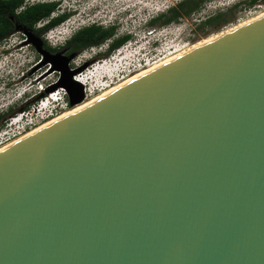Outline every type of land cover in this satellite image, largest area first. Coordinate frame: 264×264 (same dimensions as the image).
I'll use <instances>...</instances> for the list:
<instances>
[{
    "label": "water",
    "instance_id": "water-1",
    "mask_svg": "<svg viewBox=\"0 0 264 264\" xmlns=\"http://www.w3.org/2000/svg\"><path fill=\"white\" fill-rule=\"evenodd\" d=\"M0 264H264V13L0 149Z\"/></svg>",
    "mask_w": 264,
    "mask_h": 264
},
{
    "label": "rangeland",
    "instance_id": "rangeland-1",
    "mask_svg": "<svg viewBox=\"0 0 264 264\" xmlns=\"http://www.w3.org/2000/svg\"><path fill=\"white\" fill-rule=\"evenodd\" d=\"M28 1H54L58 4L59 12L70 14L64 22L45 33L43 38L51 47L62 45L79 27L91 23L104 26L115 24L118 35L123 33L133 35L130 41L108 56H103L106 43L76 52L69 65L75 69L86 64L79 73L84 80L90 77L86 80L89 87L93 82L90 74L97 73L101 62L107 69L117 68L118 74H115L116 78L112 83L116 84L152 64V61L157 62L160 56L164 59L264 12V3L246 7L245 0H210L200 10L180 19L177 23L150 26L148 21L152 17L180 0ZM234 4L238 6L231 8ZM219 11L227 12L231 20L218 27H200L199 23L202 20ZM27 39L24 30L18 28L0 44V112L9 111L8 117L19 113L27 106L31 108L34 103L56 90L52 89V86L60 78L59 71L51 70L50 62H44L45 57L42 53L30 45L22 44ZM147 59L149 64L143 65ZM135 61H141L143 66L139 64L130 70L127 69V65ZM98 93L100 92L93 95Z\"/></svg>",
    "mask_w": 264,
    "mask_h": 264
},
{
    "label": "trees",
    "instance_id": "trees-1",
    "mask_svg": "<svg viewBox=\"0 0 264 264\" xmlns=\"http://www.w3.org/2000/svg\"><path fill=\"white\" fill-rule=\"evenodd\" d=\"M208 1L210 0H180L168 7L167 10L152 17L148 21V25L166 26L177 23L180 19L188 17L200 10ZM244 3L246 7H252L257 3H264V0H245ZM236 6L238 4H234L231 8ZM69 15L66 12H59L58 4L54 1L29 2L28 0H0V44L12 33L17 31L16 26H19L21 30L31 31L43 39V35L47 31L60 25ZM230 20L231 18L227 12L219 11L202 20L199 25L200 27H218ZM132 38L133 35L131 33L118 35L115 24L104 26L98 23H91L79 27L67 39V42L73 49H77L78 52L106 43L107 47L103 56H108ZM48 48L52 51L55 50V47L49 45ZM29 107L27 106L25 109ZM8 115L9 111L0 112V127Z\"/></svg>",
    "mask_w": 264,
    "mask_h": 264
},
{
    "label": "built area",
    "instance_id": "built-area-1",
    "mask_svg": "<svg viewBox=\"0 0 264 264\" xmlns=\"http://www.w3.org/2000/svg\"><path fill=\"white\" fill-rule=\"evenodd\" d=\"M160 57L158 58L160 60H158L157 62L152 61L153 63L150 65H148L149 59H147L143 62V65L147 64L148 66L142 69H146L158 63L163 59ZM98 64H100V62H98ZM101 64L99 69H97V73L90 74L93 79L92 86L89 87L87 83L83 84L84 99L88 98L89 96H92L96 92H102L103 90L108 89L110 86L115 85L112 83L113 81H115V74H118V72L116 71L117 68L107 69ZM139 64L142 65V62L135 61L133 63H129V65H127V69L130 70L131 68ZM73 77L76 80L77 78H83L82 74L79 72L76 73ZM88 78L90 77H87V79L85 78V81L88 80ZM71 107L72 106L69 103L66 90L62 87L56 88V90L52 91L46 97L34 103L31 108L24 109L19 113L12 115L4 120L2 126L0 127V147H2L3 145L7 146L6 144H8L9 142H14L15 140L26 135L31 129L42 124L44 121L53 118L66 110L71 109Z\"/></svg>",
    "mask_w": 264,
    "mask_h": 264
},
{
    "label": "bare ground",
    "instance_id": "bare-ground-1",
    "mask_svg": "<svg viewBox=\"0 0 264 264\" xmlns=\"http://www.w3.org/2000/svg\"><path fill=\"white\" fill-rule=\"evenodd\" d=\"M263 13H264V12H263ZM261 14H262V13H261ZM259 15H260V14H259ZM255 17H256V16H255ZM253 18H254V17H253ZM246 21H247V20H246ZM244 22H245V21H244ZM235 26H236V25H235ZM229 29H230V28H229ZM213 37H214V36H213ZM208 39H209V38H208ZM205 40H207V39H204V40L198 41V42L194 43L193 45H191V46H189V47H186V48H184L183 50H180V51L177 52V53H174V54H171L170 56L165 57L164 59H162V60L159 61L158 63H156V64H154V65H152V66H150V67H148V68H146V69H142V70L136 72L135 74H132V75L128 76L126 79H124V80L118 82L117 84H115V85H113V86H110L108 89H105V90H103L102 92H100L99 94L92 96V97L89 98L88 100H86V101H84V102H82V103H80V104L74 106L73 108H71V109H69V110H66V111L62 112L61 114H59V115H57V116H55V117H53V118H50V119L44 121L42 124H40V125L36 126L35 128L31 129L28 133L34 131L35 129L39 128L40 126H42V125H44V124H46V123H49L50 121H52V120H54V119H56V118H58V117H61V116L65 115V114H67V113H69V112H71V111H73V110L79 109V108H81V107H83V106H85V105L91 103L92 101L98 99L100 96H102V95H104L105 93H107V92L113 90L114 88H116L117 86L121 85L122 83H124V82H126V81L132 79L133 77H136V76L140 75L141 73H144L145 71H147V70H149V69H151V68H153V67H155V66H157V65H159V64H161V63H163V62H165V61H167V60H169V59H171V58H173V57H175L176 55H179L180 53H182V52H184V51H186V50H188V49H190V48H192V47L198 45L199 43H201V42H203V41H205ZM39 79H40V78H37V80H39ZM77 81H79L82 85L85 84V83L87 82V81H85L83 78H77ZM28 133H27V134H28ZM8 144H10V142H9ZM8 144H6V145H8ZM4 146H5V145H3L2 147H4ZM2 147H0V149H1Z\"/></svg>",
    "mask_w": 264,
    "mask_h": 264
},
{
    "label": "flooded vegetation",
    "instance_id": "flooded-vegetation-1",
    "mask_svg": "<svg viewBox=\"0 0 264 264\" xmlns=\"http://www.w3.org/2000/svg\"><path fill=\"white\" fill-rule=\"evenodd\" d=\"M43 39H42V49L49 50L50 52L62 51L66 55H69L73 52H78L77 49H73L72 46L70 44H68L67 40L62 45L55 47V50L52 51V50H50V48H48L47 41L45 42L44 41L45 39L44 40ZM22 44L30 45L33 49L37 50L36 47L31 42H29V38L26 41H23Z\"/></svg>",
    "mask_w": 264,
    "mask_h": 264
},
{
    "label": "clouds",
    "instance_id": "clouds-1",
    "mask_svg": "<svg viewBox=\"0 0 264 264\" xmlns=\"http://www.w3.org/2000/svg\"><path fill=\"white\" fill-rule=\"evenodd\" d=\"M45 36V34L43 35V37ZM46 38V37H45Z\"/></svg>",
    "mask_w": 264,
    "mask_h": 264
}]
</instances>
